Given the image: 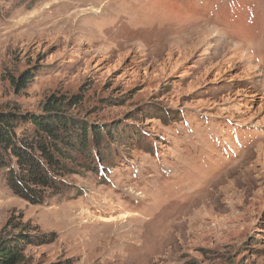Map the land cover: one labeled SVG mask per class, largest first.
Here are the masks:
<instances>
[{
	"label": "rangeland",
	"instance_id": "1",
	"mask_svg": "<svg viewBox=\"0 0 264 264\" xmlns=\"http://www.w3.org/2000/svg\"><path fill=\"white\" fill-rule=\"evenodd\" d=\"M52 94L100 139L0 168L21 264H264V0H0V110Z\"/></svg>",
	"mask_w": 264,
	"mask_h": 264
},
{
	"label": "trees",
	"instance_id": "2",
	"mask_svg": "<svg viewBox=\"0 0 264 264\" xmlns=\"http://www.w3.org/2000/svg\"><path fill=\"white\" fill-rule=\"evenodd\" d=\"M33 76L26 72L17 80L12 79V83L20 90ZM80 97L52 94L44 99L38 112L0 110V168L9 166L8 159L15 160L18 170L12 177L14 192L28 190L30 186H47L46 172L61 168L58 158H66L68 148L83 150L88 136L99 143L100 131L96 126L68 114L67 106L79 102ZM30 241L31 237L23 231L1 240L0 264H21L23 242Z\"/></svg>",
	"mask_w": 264,
	"mask_h": 264
}]
</instances>
